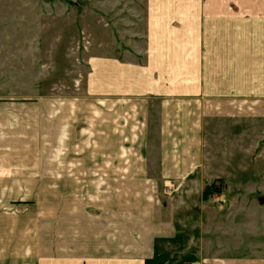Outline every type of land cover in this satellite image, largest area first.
Returning a JSON list of instances; mask_svg holds the SVG:
<instances>
[{
  "label": "crops",
  "instance_id": "crops-1",
  "mask_svg": "<svg viewBox=\"0 0 264 264\" xmlns=\"http://www.w3.org/2000/svg\"><path fill=\"white\" fill-rule=\"evenodd\" d=\"M232 2L147 0L142 60L90 56L80 97L0 96V264L264 261L230 213L204 208V135L254 88ZM31 189L55 191H10Z\"/></svg>",
  "mask_w": 264,
  "mask_h": 264
},
{
  "label": "rangeland",
  "instance_id": "rangeland-1",
  "mask_svg": "<svg viewBox=\"0 0 264 264\" xmlns=\"http://www.w3.org/2000/svg\"><path fill=\"white\" fill-rule=\"evenodd\" d=\"M146 3L0 0V53L11 51L16 81L11 92L4 87L7 91L0 96L80 97L85 92L90 56L142 60L143 54L135 50L141 51L145 45ZM230 11L232 19L237 16L239 64L251 66L254 88L239 94L236 105H226L223 110L231 115L221 117L211 126L212 132L204 135L205 152L212 160L205 158L207 168L211 162L212 168L206 173L211 187L205 190L204 208L206 213H230L228 223L237 227V240L255 244L253 257L264 259V0H233ZM243 56L248 60L243 61ZM10 191L26 192L21 195L44 191L48 199L55 190ZM173 197L175 206L182 203L180 190L175 189Z\"/></svg>",
  "mask_w": 264,
  "mask_h": 264
},
{
  "label": "built area",
  "instance_id": "built-area-1",
  "mask_svg": "<svg viewBox=\"0 0 264 264\" xmlns=\"http://www.w3.org/2000/svg\"><path fill=\"white\" fill-rule=\"evenodd\" d=\"M181 264H197L195 262H185V263H181Z\"/></svg>",
  "mask_w": 264,
  "mask_h": 264
},
{
  "label": "trees",
  "instance_id": "trees-1",
  "mask_svg": "<svg viewBox=\"0 0 264 264\" xmlns=\"http://www.w3.org/2000/svg\"><path fill=\"white\" fill-rule=\"evenodd\" d=\"M209 187H211V186H207V188L206 189H209ZM209 191V190H208ZM205 194H206V192H205Z\"/></svg>",
  "mask_w": 264,
  "mask_h": 264
}]
</instances>
